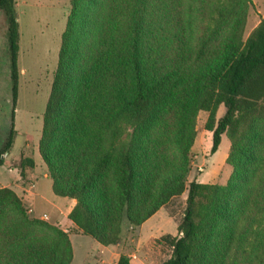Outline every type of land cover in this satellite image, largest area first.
Returning a JSON list of instances; mask_svg holds the SVG:
<instances>
[{
    "label": "trees",
    "instance_id": "16d2710c",
    "mask_svg": "<svg viewBox=\"0 0 264 264\" xmlns=\"http://www.w3.org/2000/svg\"><path fill=\"white\" fill-rule=\"evenodd\" d=\"M250 4L69 0L37 147L53 193L75 199L73 225L29 214L0 186V264H69V233L113 246L124 216L133 229L185 190L177 233L158 238L170 248L160 264H264V20L243 37ZM0 10L12 98L1 165L15 136L19 28L15 0ZM200 110L211 152L228 135L225 183L187 181ZM33 164L22 155L21 175Z\"/></svg>",
    "mask_w": 264,
    "mask_h": 264
},
{
    "label": "rangeland",
    "instance_id": "374dc122",
    "mask_svg": "<svg viewBox=\"0 0 264 264\" xmlns=\"http://www.w3.org/2000/svg\"><path fill=\"white\" fill-rule=\"evenodd\" d=\"M15 9L19 28V79L13 116L15 136L9 150L3 155L0 184L10 183L14 174H19L23 184H29L30 181L20 174L19 162L23 154L31 157L33 166L25 167L34 183V213L37 217L43 216L39 218L47 221H54V217H58L61 225L71 226L72 221L63 210H67L73 200L53 193L51 179L43 175L46 167L37 147L41 135L42 114L57 65L60 37L69 11V0H15ZM261 20H264V0H251L243 37H247ZM5 32L6 20L0 10V146L10 125L12 109ZM223 112L224 105L221 104L216 117H220ZM207 114V111L200 110L196 116V135L191 147V167L187 181L195 179L225 183L231 171V166L225 161L229 138L227 133L223 132L218 148L211 152L212 132L204 125ZM185 198L186 190L133 229L124 216L121 238L117 244L108 246L103 256L105 261L116 260V253L126 252L130 255L132 264H160L169 255L170 248L158 238L164 233H177V221L185 206ZM27 208V212L33 215L30 207ZM43 212L47 216L43 215ZM70 238L74 257L69 264H94L95 257L89 255L90 259L94 260L89 263L84 262L83 258L90 248L95 247V239L81 233H72Z\"/></svg>",
    "mask_w": 264,
    "mask_h": 264
},
{
    "label": "crops",
    "instance_id": "0c3cea01",
    "mask_svg": "<svg viewBox=\"0 0 264 264\" xmlns=\"http://www.w3.org/2000/svg\"><path fill=\"white\" fill-rule=\"evenodd\" d=\"M24 155V154H23ZM23 172L25 173L24 174V176H25V178L26 179H28V181H30V183L28 184H23V182H21V180H20V177H19V174H14L12 177V180L10 181V183H2V184H0V186H9V187H11L12 189H14L15 191H16V193L22 198V200L24 201V203L28 206V207H30L31 208V211L33 212L32 214L33 215H35V216H37L35 213H34V196L33 195H35L34 194V191L32 190V188H33V186L31 187L30 186V184L31 183H33L32 182V180L30 179V177H29V175H28V172H27V167H24V169H23ZM21 174V173H20ZM43 175L45 176V177H48L47 176V172H46V168H45V170H44V172H43ZM21 176H23V175H21ZM24 178V180H26ZM34 184V183H33ZM36 194H37V192H35ZM31 194V195H30ZM73 201H71V205H68V206H70V207H67L68 209L67 210H63V212H64V214L65 215H67L68 214V212L70 211V209H71V207L74 205V203H75V199L74 198H71ZM44 214H46L45 212H43V215ZM45 216H47V215H45ZM39 217H43V216H39ZM68 217V216H67ZM47 219V218H46ZM49 222H52V223H57L58 225H60V227H62L64 230H68L69 228H71L72 227V225L71 226H63V225H61L60 224V222L58 221V217H54V221H50V220H48ZM72 233H75V234H77L76 232H71V233H69V238H70V235L72 234ZM70 241H71V238H70ZM96 241V240H95ZM71 244H72V241H71ZM72 248H73V244H72ZM107 249H108V246H105V245H103L102 243H100V242H98V241H96L95 242V247H92V248H90L86 253H85V255H84V262H88L89 263V261L90 262H93L94 260H92V259H90V256L89 255H91V256H93V257H95L96 258V262L95 263H97V262H102V263H104V264H114L115 262H116V260H117V258H118V256H119V253H116V254H118L117 255V258H116V260H111V261H109V262H106L105 260V258L103 257L104 256V253L107 251ZM91 253V254H90ZM73 257H74V248H73ZM73 257H72V259H73ZM72 261V260H71ZM70 261V262H71ZM94 263V264H95Z\"/></svg>",
    "mask_w": 264,
    "mask_h": 264
},
{
    "label": "built area",
    "instance_id": "2783aa9c",
    "mask_svg": "<svg viewBox=\"0 0 264 264\" xmlns=\"http://www.w3.org/2000/svg\"><path fill=\"white\" fill-rule=\"evenodd\" d=\"M33 185H34L33 183L30 184L31 187H32ZM30 210H31V208H30ZM44 215H46V214H44Z\"/></svg>",
    "mask_w": 264,
    "mask_h": 264
}]
</instances>
